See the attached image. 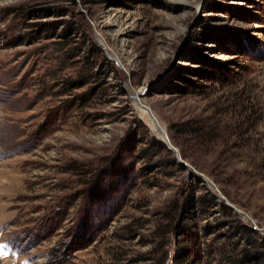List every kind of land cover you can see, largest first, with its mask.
<instances>
[{
  "label": "rangeland",
  "instance_id": "1",
  "mask_svg": "<svg viewBox=\"0 0 264 264\" xmlns=\"http://www.w3.org/2000/svg\"><path fill=\"white\" fill-rule=\"evenodd\" d=\"M189 196L264 240V0H0V264H171Z\"/></svg>",
  "mask_w": 264,
  "mask_h": 264
},
{
  "label": "trees",
  "instance_id": "2",
  "mask_svg": "<svg viewBox=\"0 0 264 264\" xmlns=\"http://www.w3.org/2000/svg\"><path fill=\"white\" fill-rule=\"evenodd\" d=\"M150 145L158 146L160 149L165 151V147L161 142L151 140ZM183 158H185L184 155ZM196 203H198V201H195L190 196L186 198L183 203H176L172 212L167 217H164L166 223L159 224L156 227L154 235L159 238L161 237L162 240L165 235H171L174 239V255L170 260L171 264H196V262L201 261L202 257L216 256V254L220 257L218 258L217 264H223V261L227 260L223 259V255H225L223 245L218 247L211 245V249L209 248V252H207L209 254L206 255V252L201 250V248L197 247L195 244L196 241L194 238H196L197 234H193L188 221L189 217L192 216L191 211L194 210ZM239 224L240 223H237L231 230L232 236L235 238L238 235L239 239L245 243V246L239 250L238 255L233 258L230 256L228 262L230 264H264V252L259 250V247L264 245V240H253L252 237H249L248 235L250 231ZM238 241L239 240H237L234 244L229 241L226 243L229 244V246H233V251H235ZM164 244L165 243H162L161 246H158V248L161 250V247L165 246ZM215 258L216 257L211 258V261ZM151 260H154L153 264H164L165 262H169L166 252H164L160 259L152 258Z\"/></svg>",
  "mask_w": 264,
  "mask_h": 264
},
{
  "label": "water",
  "instance_id": "3",
  "mask_svg": "<svg viewBox=\"0 0 264 264\" xmlns=\"http://www.w3.org/2000/svg\"><path fill=\"white\" fill-rule=\"evenodd\" d=\"M141 108L148 110V111H149V114H150V117L154 120L153 116L151 115V112H150L149 108H147V107L144 106V105H141ZM163 138H164V142L168 145V148H169L171 151H174V152L176 153V157H177V159L181 162V165H183V166H184V165L187 166V165L182 161V159L180 158V156H179V154H178V151H177L174 147H172V146L169 145V142H168L167 137L164 136ZM208 184H209L211 187H213L211 182H208ZM249 221H250V220H249Z\"/></svg>",
  "mask_w": 264,
  "mask_h": 264
},
{
  "label": "bare ground",
  "instance_id": "4",
  "mask_svg": "<svg viewBox=\"0 0 264 264\" xmlns=\"http://www.w3.org/2000/svg\"><path fill=\"white\" fill-rule=\"evenodd\" d=\"M149 110H150V109H149ZM150 112H151V110H150ZM151 115L153 116L152 112H151ZM153 118H154L155 121H157L156 118H155L154 116H153ZM157 123H158V121H157ZM156 126H158V125H156ZM162 135H163V137L166 136V134H164V133H162Z\"/></svg>",
  "mask_w": 264,
  "mask_h": 264
}]
</instances>
